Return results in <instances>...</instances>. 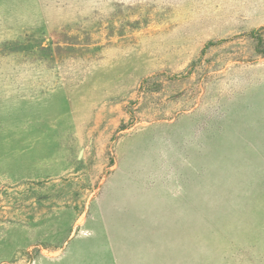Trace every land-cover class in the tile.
<instances>
[{"label": "rangeland", "instance_id": "rangeland-1", "mask_svg": "<svg viewBox=\"0 0 264 264\" xmlns=\"http://www.w3.org/2000/svg\"><path fill=\"white\" fill-rule=\"evenodd\" d=\"M0 264H264V0H0Z\"/></svg>", "mask_w": 264, "mask_h": 264}]
</instances>
